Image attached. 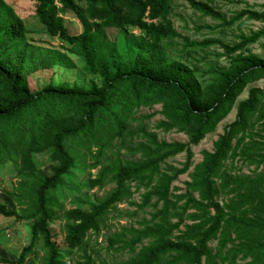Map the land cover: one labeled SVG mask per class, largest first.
Masks as SVG:
<instances>
[{"label":"trees","instance_id":"trees-1","mask_svg":"<svg viewBox=\"0 0 264 264\" xmlns=\"http://www.w3.org/2000/svg\"><path fill=\"white\" fill-rule=\"evenodd\" d=\"M14 1L0 0V180L6 173L16 178L12 190L0 188V217L28 222L29 241L0 264H25L40 251L42 264H64L74 251L81 254L73 264H264V85L237 101L248 84L264 79V50L251 49L264 27L227 42L190 40L170 18L176 0H30L44 33L68 46L49 51L30 43ZM185 1L222 31L242 19L264 23V10L250 6L226 16L209 0ZM67 11L81 25L78 34L64 24ZM109 28L118 30L114 40ZM214 44L224 65L206 59ZM68 54L97 82L30 85L35 71L73 67ZM155 105L156 112L140 114ZM232 109L234 119L211 150L201 151L184 188L173 187L190 168V146ZM156 113L155 128L187 141L150 131L146 124ZM123 147L128 158L119 154ZM180 153L186 160L178 168L168 160ZM96 168L88 172V189L114 186L102 198L63 209L59 244L48 191L62 195L65 176ZM122 202L136 207L130 215L148 208L149 217L106 236L107 249L126 250V260H100L84 248L87 235L98 233Z\"/></svg>","mask_w":264,"mask_h":264},{"label":"rangeland","instance_id":"rangeland-1","mask_svg":"<svg viewBox=\"0 0 264 264\" xmlns=\"http://www.w3.org/2000/svg\"><path fill=\"white\" fill-rule=\"evenodd\" d=\"M215 6H217L226 16H231L235 11H238L246 6H250L255 10H264V0H209ZM34 3L30 0H15L13 4V9L15 13L24 19L27 28L30 30L27 37L30 43L40 46L43 49L52 51L57 50L60 52H66L68 46L63 44L57 38L48 37L40 24L34 18ZM64 24L67 26L71 34H78L81 31V25L76 19V17L67 11L63 14ZM170 18L176 30L183 36H187L190 40H203L206 38H214L218 40H223L224 42L233 40L234 36L240 32L248 34L251 30H258L264 27V23H259L256 21H251L247 19H242L241 21L235 23L231 28L221 30L217 24V21L212 20L210 17L201 16L198 12L194 11L185 0H176L173 3L172 12ZM117 29L109 28L106 29V33L111 40H114L117 36ZM180 43V41L178 40ZM63 45V47H62ZM264 36L259 39L256 43L251 45V49L255 53H262L264 50ZM222 49L219 44H214L209 48L205 49L206 59L211 60L213 63L220 65L225 64L224 57H216L217 53H221ZM70 60L74 63L73 67L65 68L59 65H54L52 68L35 71L29 76V83L34 88L37 85L40 87L43 83L52 81L54 84L67 82L69 84H75L83 87H90L92 83H96V79L88 74H85L81 62L73 54L67 55ZM202 64V63H200ZM264 85V79L248 84L243 90L241 95L238 96L237 101L242 100L247 95V89L251 86L262 87ZM159 110V105H155L152 108H142L140 114H148L156 112ZM235 109L220 121L214 132L207 134L197 145H191V159L190 168L184 174L178 175L173 183V187L180 189L184 188V182L189 179L188 173L191 172L193 165L201 159L202 150H211L212 143L217 138L219 134L223 132L225 126L234 119ZM161 118L159 114H154L151 119L147 121V128L150 131H155L159 139L166 141H181L186 142L187 138L183 133H179L175 130L164 132L160 129L155 128V123ZM135 127L136 122L132 123ZM115 141H113L114 143ZM117 148L114 146L108 155H113L116 153ZM119 154L128 158L125 148H120ZM186 160V154L180 153L173 158H170L168 162L174 166L180 168ZM240 162H236L238 167ZM237 169V168H236ZM96 169H88L82 173L75 174L74 178L68 176L64 177L65 183H67L66 189H64L62 195L58 194L59 188L48 191V203L50 209L53 208L51 212L54 214L52 220V228L56 234V239L59 244L62 243L64 231H63V219L62 211L63 209H70L79 202H91L96 199L102 198L108 190H110L114 184H106L103 188H93L88 189V172L91 174L96 172ZM241 172L248 173L249 169L246 166L241 167ZM16 178L9 173H6L1 177L0 188L5 190H12L15 186ZM60 191V190H59ZM133 200L139 201V194L134 193ZM86 207V206H85ZM136 209L135 206L130 205L126 202L118 203L116 209H111L108 213L104 224L101 225L98 233H89L87 235V241L84 248L91 252L100 260H107L118 262L126 260L130 254L125 251H114L112 249H107L106 247V236L114 231H118L121 226H138L136 220L140 217H149V209L146 208L145 211H137L136 214L130 215ZM29 241V223L26 221H17L15 218H5L0 217V258L12 259L20 251V249L25 246ZM215 243H211L214 246ZM81 251L72 254V259H75ZM64 264H73L72 259L66 257L62 258ZM42 252H38L27 258L25 264H42L43 262Z\"/></svg>","mask_w":264,"mask_h":264}]
</instances>
